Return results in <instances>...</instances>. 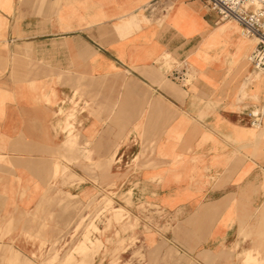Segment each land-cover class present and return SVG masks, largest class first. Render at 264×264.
<instances>
[{
  "label": "crops",
  "instance_id": "0c3cea01",
  "mask_svg": "<svg viewBox=\"0 0 264 264\" xmlns=\"http://www.w3.org/2000/svg\"><path fill=\"white\" fill-rule=\"evenodd\" d=\"M216 21L198 0H0V244L104 194L178 217L154 239L171 264H264L240 249L264 248V76Z\"/></svg>",
  "mask_w": 264,
  "mask_h": 264
},
{
  "label": "rangeland",
  "instance_id": "374dc122",
  "mask_svg": "<svg viewBox=\"0 0 264 264\" xmlns=\"http://www.w3.org/2000/svg\"><path fill=\"white\" fill-rule=\"evenodd\" d=\"M247 57L244 58L246 65ZM127 205L131 207L129 201ZM127 207L102 194L96 202L94 216L78 217L77 214L67 230L50 237L42 230L14 231L11 229L14 225L11 218L2 235L8 238L0 244V264H157L159 255H162L160 264H171L176 253L166 247L165 241H162L164 245L159 246L154 239L158 235H169L170 224L178 217L173 219L151 206H140L137 213L131 214ZM24 222L27 224V219ZM164 223L166 226L162 228ZM18 236L29 244L38 242L39 246L29 247V252H23L15 246ZM263 236L261 233V238ZM243 237L250 239V232ZM240 249L243 254L249 250L250 254L254 252L256 256L264 257L263 247ZM228 251L230 255L239 252V243Z\"/></svg>",
  "mask_w": 264,
  "mask_h": 264
},
{
  "label": "built area",
  "instance_id": "2783aa9c",
  "mask_svg": "<svg viewBox=\"0 0 264 264\" xmlns=\"http://www.w3.org/2000/svg\"><path fill=\"white\" fill-rule=\"evenodd\" d=\"M214 14L218 23L234 22L240 28L241 37L254 40L255 44L247 57L250 66L264 76V0H198ZM185 73L176 72L175 79L185 81ZM264 110L247 111L249 126L259 129Z\"/></svg>",
  "mask_w": 264,
  "mask_h": 264
},
{
  "label": "bare ground",
  "instance_id": "6f19581e",
  "mask_svg": "<svg viewBox=\"0 0 264 264\" xmlns=\"http://www.w3.org/2000/svg\"><path fill=\"white\" fill-rule=\"evenodd\" d=\"M230 22H231V21L226 22L225 24H228V23H230ZM219 24H222V23H218V25H219ZM234 25L238 27V29H239V36H240L241 39L251 41V42H252V45L255 44L254 40H252V39H246V38L241 37V33H240V28H239V26H238L236 23H234ZM96 249H97V248H96ZM12 254H13V253H12ZM14 255H15V253L13 254V256H14ZM18 256H19V255H18ZM18 256H17V258H18ZM9 259H10V257H9ZM13 259H14V258H13ZM18 261H19V259H18ZM18 261H17V262H18ZM25 261H26V260H25ZM13 262H14V261H13ZM84 262H85V261H84ZM84 262H83V263H84ZM11 264H12V263H11ZM16 264H17V263H16ZM86 264H87V263H86Z\"/></svg>",
  "mask_w": 264,
  "mask_h": 264
}]
</instances>
